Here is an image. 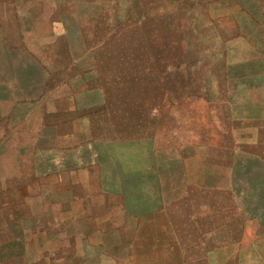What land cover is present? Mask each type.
<instances>
[{
	"label": "crops",
	"instance_id": "obj_1",
	"mask_svg": "<svg viewBox=\"0 0 264 264\" xmlns=\"http://www.w3.org/2000/svg\"><path fill=\"white\" fill-rule=\"evenodd\" d=\"M180 1L174 11L135 3L129 17L112 12L102 21L114 34L123 24L138 32L142 26L155 31L159 23L168 33L180 34L176 43L167 35L156 61L168 79L185 81L192 75L200 88L178 83L176 96L161 101L146 122L153 124L147 133L151 148L162 154L156 158L160 190L181 193L177 200L195 208L187 220L200 241L196 249L191 254L178 242L173 250L161 244L144 251L131 244L123 256L122 228L115 215L107 214L110 199L100 198L107 192L103 166L95 162L96 145L107 139L100 130L105 123H91L96 118L92 108L105 96L100 58L110 41L86 32L71 15L69 24L50 29L55 44L45 53L37 38L27 41L25 27L15 25L20 13L12 14L10 1L0 0V57L9 65L0 75V264H218L217 242L201 240L217 241L221 232L230 241L261 239V249L254 251L261 258L245 264H264V215L260 220L245 214L251 169L238 161L261 159L263 209L264 0ZM182 37L191 39L192 49L182 50ZM171 47L176 48L172 55ZM27 55L44 74L52 76L57 63H65L71 74L51 91L46 76L33 83L29 95L20 96ZM205 66L209 74L201 71ZM37 114L39 123H30ZM200 133L210 139L202 146L226 151L223 162L201 155L202 150L184 154L181 140L192 142ZM75 143L87 145L90 161L75 164ZM79 170L87 182L71 183ZM207 223L210 229L203 232ZM169 235L179 240L177 233ZM236 250L249 252L245 246Z\"/></svg>",
	"mask_w": 264,
	"mask_h": 264
},
{
	"label": "rangeland",
	"instance_id": "obj_2",
	"mask_svg": "<svg viewBox=\"0 0 264 264\" xmlns=\"http://www.w3.org/2000/svg\"><path fill=\"white\" fill-rule=\"evenodd\" d=\"M9 1L12 14L20 13V19L14 21L15 25L25 27L27 41L30 40L29 38H37L39 47L45 53L49 52L50 47L55 44L56 37L48 34L50 29L58 28L57 25L60 23L63 26L69 24L72 16L86 32L101 35L104 40L110 41L108 53L102 54L100 58L103 61L100 65V86L103 87L105 96L101 97L100 105H96L91 110V113L96 116L91 123H105V128L100 130H104L107 137L95 147L99 152L95 162H100L103 166L100 177L103 178L107 192L100 198L110 199L111 207L107 209V214L111 217L115 215L116 222H119L122 228L123 256L127 250H130L131 244L136 249L144 251L152 249L153 246L157 247V245L161 247V244L168 245L173 250L177 248L178 242L186 250L190 249L192 254L193 249H196L200 242L193 238L192 224L188 223L191 219L189 217L195 215V208L192 204L177 200L181 193H165L160 190L161 180L156 173L158 167L156 158L162 154L151 148L152 144L149 139L151 137L147 133L153 130V124L147 123L146 118L161 101L166 102V99L172 97L171 95L176 96L178 83L185 82L194 88L195 86L200 88V85L192 75H187L185 81L177 78L179 77L177 72L174 73L177 79H168L161 70L162 64L156 61L162 56V49L159 45L166 42L168 34L176 43L180 35L176 31L168 33L164 30L162 23L157 25L155 31H147V27L142 26L143 30L138 32L132 31L131 25L123 24L121 31H116L114 34L115 31L105 29L106 26L102 21L103 15H106L108 19L111 18L112 12L119 14L122 19L129 17L135 3L138 6L142 4L144 7L164 6L165 9L174 11L179 5L182 6L183 2L181 3L180 0ZM21 14L25 16L21 18ZM13 30L16 31L17 27L14 26ZM151 43H154V46ZM180 43L182 50L192 49L191 39L182 37ZM175 49L171 47V55ZM153 58H155V63H149L148 59ZM34 61L28 55L23 61L26 76L25 79H20V96L29 95L34 87L33 83L50 76L48 73L40 72ZM8 66L0 57V75L3 71H7ZM54 66L57 71L48 77L46 83L48 91L56 85H62L71 74L65 63H57ZM201 71L206 74L210 73L208 66L203 67ZM39 116L37 114V118L31 120L30 123H39ZM209 140L205 133L202 135L200 133L198 138L192 142L187 139L181 140V149L189 156L198 155L199 150H202L201 155L205 154L215 162H223L224 157H228L226 151L213 152L210 148H206L207 146H202L204 142L209 145ZM221 143H226L224 137ZM74 147L72 152H74L75 164L90 161L93 154L90 156L87 152V145L75 143ZM238 161L239 167L248 166L251 169L250 207L246 209L245 214L260 219L264 215V208H261V159H239ZM80 179L81 181L87 180L79 170L72 176L71 183H79ZM76 210L80 212V209ZM209 229V223L203 224V232H208ZM167 233H177L176 237H179V240L172 235L166 237ZM130 234L133 235L131 240ZM209 241L212 244L213 242L218 244V251L215 254L218 264H228L231 258H234L238 264L261 258L260 254L254 252L261 249V239L244 237L230 241L225 239L224 233L221 232L217 241L201 240L203 244ZM241 246L249 248L248 253L251 251L254 253L237 254L236 249ZM231 252L233 256L230 255Z\"/></svg>",
	"mask_w": 264,
	"mask_h": 264
}]
</instances>
